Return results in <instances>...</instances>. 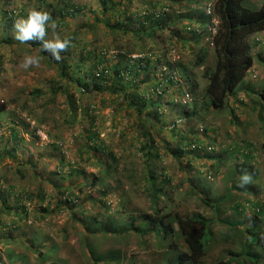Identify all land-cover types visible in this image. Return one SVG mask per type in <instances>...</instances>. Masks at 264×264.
<instances>
[{
	"label": "rangeland",
	"instance_id": "1",
	"mask_svg": "<svg viewBox=\"0 0 264 264\" xmlns=\"http://www.w3.org/2000/svg\"><path fill=\"white\" fill-rule=\"evenodd\" d=\"M109 2L104 11L100 0H0V264H49L57 259L92 264L90 251H120L121 264H163L166 237L154 241L150 234L123 229L132 223L141 230L142 216L153 214L154 203L146 192L148 172L151 179L171 182L169 194L159 198L161 215H197L207 223L202 264H240L246 252L257 254L258 263L264 264V105L258 108L253 93L264 87L263 64L254 55L259 51L255 38L263 35L255 33L247 40L254 63L237 87L236 99H227V109L214 110L203 93V72L213 70L215 63L214 1ZM262 3L248 0L244 6L257 10ZM33 9L48 12L55 22L46 39L73 34L84 38L83 45L74 43L61 55L88 54L86 64L97 67L95 74L110 73L120 58L148 66L142 77L150 82L141 88L146 99L156 102L148 108L151 121L146 126L161 149L157 161L139 153L144 114L127 107L122 95L83 93L75 81L60 76L57 61L38 45L14 39V22ZM150 15L157 20L162 16L161 30L150 33L149 24L138 22ZM25 55H38L39 65L22 68ZM199 56L203 63L197 67ZM123 74L125 87L140 79ZM170 76L177 85L166 84ZM192 108L197 118L179 120L181 111ZM177 120L182 127H174V134L184 135L185 152L174 156L163 145L176 148L169 133ZM192 143L211 150L197 154L189 149ZM246 165L255 172L251 183L256 195L238 192ZM95 177L111 188L107 195L100 194L101 185L92 184ZM28 193L39 198L26 201ZM67 200L74 203L72 209L63 203ZM98 223L108 229L102 231ZM38 251L46 255L39 258Z\"/></svg>",
	"mask_w": 264,
	"mask_h": 264
},
{
	"label": "trees",
	"instance_id": "2",
	"mask_svg": "<svg viewBox=\"0 0 264 264\" xmlns=\"http://www.w3.org/2000/svg\"><path fill=\"white\" fill-rule=\"evenodd\" d=\"M213 1L212 11L216 18L217 25L216 33L211 38V45L213 46L215 63L213 70L206 69L203 72V78L207 82L203 93L205 96L204 99L209 100L212 109L221 110L224 107H226V109L228 108L227 99H236L237 87L242 85V81L244 80L246 74L253 66V57L246 40L255 33L264 31V0L262 5L257 10H253L244 6L248 0ZM100 3L105 11L107 9L108 3L111 2H109V0H100ZM65 14L66 12H62V14L59 15L64 16ZM161 17V20H157L156 17L150 15L143 18V20H138V22L141 23L143 27L145 24H149L150 27L148 26V31L152 33L154 29H157L158 31L161 30L162 26L165 24ZM149 36L151 37V34H149ZM71 39L72 44H84V38L78 34H73ZM81 39V42H77ZM28 43H30L32 47H37V45L40 47L39 42L33 41ZM256 58L261 66L263 64L262 67L264 73V59L257 55ZM125 59L126 58H120V60L111 64L110 73H107L106 70H99L98 73L95 74L94 70L97 67L86 64L90 61L88 54H79V56L76 57L74 52L71 51L67 54H64L62 60L57 62V69L60 76L75 81V83L81 87L83 93H102L105 91L112 94L122 95L127 107L135 110L140 116L144 114V117L140 120V137L143 139V142L140 143L138 151L142 157H146V160L157 161L160 158L159 152L161 149L158 147L157 141L151 132H148L149 126H146V124L151 121V113L149 112L148 108L155 107L156 102L154 100L146 99L145 90L141 88L142 85L148 84L150 82L147 76L146 78L144 76L142 77V72H146L148 66L141 65V60L131 61ZM149 61V59H145V62ZM197 61L198 67L203 63L202 56H199L196 62ZM138 63H140V65ZM122 64H125L124 68H122ZM166 65L169 70H171L173 67L170 64ZM134 68H136V70H134ZM177 69L182 70V68L179 67ZM67 70H70L71 74H68ZM123 72L127 73L128 76H131L132 74L134 76H139L140 79L137 83L133 81L129 86L125 87V76ZM97 81H100V83ZM106 84H108L107 87L103 86ZM166 84L174 86L177 85L178 82L174 81L173 76H170L166 80ZM157 85L154 84L152 88L158 90ZM248 87L249 88L247 92H249L251 89L250 86ZM111 88H113V91ZM181 91L183 92L182 89ZM253 93L254 96H257V100L259 101L258 105L260 106L258 108L262 109V105H264V87L258 91H253ZM247 95L249 96L250 94ZM260 115L261 114L259 113L258 117H260ZM157 116L155 117L156 120ZM180 116L181 118H179V120H185L187 123L192 122L195 118H197L198 113L196 110H194V108H192L188 111H181ZM174 127H182V123H180L178 120L173 123L169 133L171 139H176V148L169 146L168 142L164 143L163 147L166 149L165 151H168L172 154L174 153V156H178L185 152V150L181 147L182 143L184 142V135L176 136L174 134ZM1 130L2 129L0 128V131ZM14 139H17L16 136H14ZM209 147L211 146L192 143L189 149L195 151L197 154H201L205 151V149L206 151H210L211 148ZM262 150L264 152V145L262 146ZM11 152L12 150H10L8 154ZM242 157L244 160H246L245 162L248 163V155H243ZM158 165L161 166L160 163H156V166ZM245 167H247V165ZM250 167L251 166L249 165V167H247L248 169L245 170V172H242V174L248 173L253 179L255 172H251ZM159 173L163 174L164 172L159 171ZM105 174L108 178L110 177L109 170ZM242 174L240 173L239 175ZM146 177L148 182L146 192L149 194V200L154 203L152 208L153 214H145L142 216L143 224L141 230H138L135 227V224L131 223L128 227L123 228L124 231L129 229L136 233L140 232V234H144L145 236L150 234L151 236L149 237H154V241L159 239V237L162 235L166 237L168 242L166 255L163 254L162 257L159 254L160 260L163 261V264H202V258L205 256L204 238L206 236L205 229L207 227V223L203 219L197 217V215H191L189 217H181L178 214L161 215L160 213L163 212L162 208L161 210L157 209L158 202L160 201L159 198H161L163 195L169 194L167 186L170 185L171 182L162 178L159 180L157 178L151 179V172L146 173ZM105 180H107V178ZM96 183L102 186L100 194L102 196L107 195L111 188H108V186H105L103 183H101L98 177H95L92 182L93 185H96ZM256 191L257 190L252 186L251 182L248 185L238 189V192L244 196L247 194L256 195ZM34 197L39 198V195L28 193L24 199H26V201H31ZM247 202L249 203V200ZM63 203H66V205L71 209L73 208L74 203L70 202V200H67ZM19 210H21L20 212L23 213L26 212L24 208H19ZM41 212L44 213V210L41 209ZM14 213L17 216L19 215L18 208L14 210ZM99 226L102 227V231L108 229L105 224L98 223L97 227ZM30 244L33 250H38L39 246H35L33 241H31ZM89 254V259L91 260L92 264H121V261H123V255L120 251H114L113 253L109 252L102 255H96L90 251ZM45 255L46 254L38 251L39 258H42ZM245 256L247 257L246 259ZM245 256L243 263L240 264H259L258 262L260 257H258L257 254H250L246 252ZM246 260L247 263H245ZM49 264H66V261L57 259L51 261ZM218 264L226 263L219 262Z\"/></svg>",
	"mask_w": 264,
	"mask_h": 264
},
{
	"label": "clouds",
	"instance_id": "3",
	"mask_svg": "<svg viewBox=\"0 0 264 264\" xmlns=\"http://www.w3.org/2000/svg\"><path fill=\"white\" fill-rule=\"evenodd\" d=\"M52 16L46 11L30 10L26 17H21L13 24L14 39L21 44L28 42H39L40 50L50 55L52 59L59 62L62 60V53H65L72 46L71 37L63 39H46L47 29L55 28ZM40 57L38 55H25L21 67L25 70L38 66ZM251 175L244 173L239 178V187H244L251 182Z\"/></svg>",
	"mask_w": 264,
	"mask_h": 264
},
{
	"label": "crops",
	"instance_id": "4",
	"mask_svg": "<svg viewBox=\"0 0 264 264\" xmlns=\"http://www.w3.org/2000/svg\"><path fill=\"white\" fill-rule=\"evenodd\" d=\"M257 34V33H256ZM259 35H263V38L262 39H260L259 38V36L257 37V38H255V41H258L257 43H256V47L259 49V51H257L254 55L256 56H259V57H261V55H262V51H264V32H260V33H258ZM251 37H253V35L251 36ZM248 40V39H247ZM247 40H246V43H247ZM248 44V43H247ZM252 49H251V47H250V51H251ZM253 56V55H252ZM264 59V58H263Z\"/></svg>",
	"mask_w": 264,
	"mask_h": 264
},
{
	"label": "built area",
	"instance_id": "5",
	"mask_svg": "<svg viewBox=\"0 0 264 264\" xmlns=\"http://www.w3.org/2000/svg\"><path fill=\"white\" fill-rule=\"evenodd\" d=\"M208 11H209V8H208ZM216 21V20H215ZM217 22V21H216ZM217 25V23L216 24H214V26H216ZM214 29V28H213ZM216 33V27H215V31H214V34Z\"/></svg>",
	"mask_w": 264,
	"mask_h": 264
}]
</instances>
